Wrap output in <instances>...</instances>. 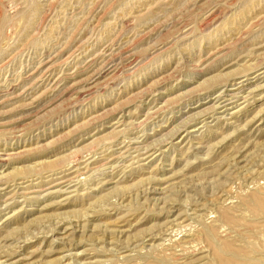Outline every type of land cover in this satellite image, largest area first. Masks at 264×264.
Returning <instances> with one entry per match:
<instances>
[{"label": "rangeland", "instance_id": "1", "mask_svg": "<svg viewBox=\"0 0 264 264\" xmlns=\"http://www.w3.org/2000/svg\"><path fill=\"white\" fill-rule=\"evenodd\" d=\"M0 264H264V0H0Z\"/></svg>", "mask_w": 264, "mask_h": 264}]
</instances>
